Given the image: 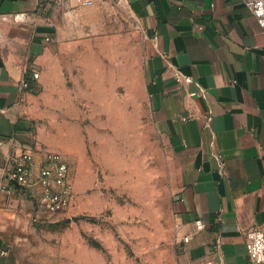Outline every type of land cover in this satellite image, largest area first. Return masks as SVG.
<instances>
[{
	"label": "crops",
	"instance_id": "crops-1",
	"mask_svg": "<svg viewBox=\"0 0 264 264\" xmlns=\"http://www.w3.org/2000/svg\"><path fill=\"white\" fill-rule=\"evenodd\" d=\"M109 1L0 0V168L31 143L35 181L43 154L64 152L48 138L34 142L31 103L39 83L74 66L71 56L93 38L95 16ZM122 1L145 37L151 119L174 161L169 211L178 262L255 264L244 231L264 230V32L243 0ZM26 66L39 74L32 90L21 88ZM197 88L205 98L190 95ZM38 190L0 177V264H12L16 229L52 216L36 206Z\"/></svg>",
	"mask_w": 264,
	"mask_h": 264
},
{
	"label": "rangeland",
	"instance_id": "rangeland-1",
	"mask_svg": "<svg viewBox=\"0 0 264 264\" xmlns=\"http://www.w3.org/2000/svg\"><path fill=\"white\" fill-rule=\"evenodd\" d=\"M95 17L74 66L39 83L31 103L34 142L64 150L71 203L16 229L8 253L12 264H180L169 211L174 161L151 119L144 34L122 0Z\"/></svg>",
	"mask_w": 264,
	"mask_h": 264
},
{
	"label": "built area",
	"instance_id": "built-area-1",
	"mask_svg": "<svg viewBox=\"0 0 264 264\" xmlns=\"http://www.w3.org/2000/svg\"><path fill=\"white\" fill-rule=\"evenodd\" d=\"M63 4V0H54ZM99 0H75L78 5L91 6ZM245 5L255 16L260 29L264 32V0H243ZM4 16L0 15V19ZM50 38L47 37L46 40ZM30 72V73H29ZM25 77L21 82L22 89L29 88V81L33 84L39 74L30 67L24 68ZM29 74L30 78H28ZM180 77V75H178ZM190 81V77H184ZM191 96L205 98L206 91L197 88L190 92ZM36 150L31 143L23 144L18 151L10 154L5 164L0 168V177L8 184H16L26 190L34 183L39 190L35 193V202L38 209L46 214H56L67 209L73 197V188L70 181V166L59 152L46 151L35 181L33 180V166ZM219 169H223L224 162L220 154L216 155ZM195 229L201 230L204 224L200 219L194 221ZM188 241V237L183 238ZM245 248L248 256L255 264H264V230L258 226H251L244 231ZM203 264H215L207 261Z\"/></svg>",
	"mask_w": 264,
	"mask_h": 264
},
{
	"label": "trees",
	"instance_id": "trees-1",
	"mask_svg": "<svg viewBox=\"0 0 264 264\" xmlns=\"http://www.w3.org/2000/svg\"><path fill=\"white\" fill-rule=\"evenodd\" d=\"M29 83H30V84H29V88H28V90H32V89H33V83L30 82V81H29Z\"/></svg>",
	"mask_w": 264,
	"mask_h": 264
}]
</instances>
